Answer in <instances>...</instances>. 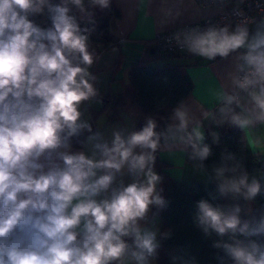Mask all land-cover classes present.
Wrapping results in <instances>:
<instances>
[{"label":"clouds","instance_id":"9594fccd","mask_svg":"<svg viewBox=\"0 0 264 264\" xmlns=\"http://www.w3.org/2000/svg\"><path fill=\"white\" fill-rule=\"evenodd\" d=\"M111 6L112 0H0V264L158 261L161 240L172 235L156 226L168 206L156 171L162 146H180L215 184L211 199L196 202L194 222L205 237H217V264H264V205L251 207L264 185L233 152L206 164L213 155L207 113L198 116L181 100L159 118L163 127L148 116L139 129L117 125L110 135L85 118V105L100 96L91 71L101 59L90 44L95 10ZM182 14L166 9L162 27ZM234 14V23L181 27L165 42L208 61L232 58L211 119L243 131L264 125V12ZM210 135L218 144L219 133ZM170 264L198 262L181 253Z\"/></svg>","mask_w":264,"mask_h":264},{"label":"crops","instance_id":"0c3cea01","mask_svg":"<svg viewBox=\"0 0 264 264\" xmlns=\"http://www.w3.org/2000/svg\"><path fill=\"white\" fill-rule=\"evenodd\" d=\"M111 7L120 15L110 24V30L118 39V44L109 48H103L101 45L91 46L93 50H99L98 55L101 57L91 69L99 77L96 86L100 96L89 105H85L87 108L85 118H90L93 128H99L106 135H110L111 129L117 125L127 126L130 130L136 128L143 117L141 109L132 100L134 92L129 80L131 67L138 62L156 67L165 64L182 65L185 66L183 71L193 86L184 101L198 116L202 111L207 113L203 118L204 132L206 140L214 144L210 132H218L221 138L226 123L217 127L212 124L211 116L220 106L217 95L227 82V73L232 68V58L208 61L187 53L165 56L155 49L154 39L162 33L217 16L221 10L214 6L201 7L196 0H112ZM169 8H172L173 12L178 9L183 14L175 23L162 27L163 22L168 19L165 10ZM106 11L95 10V17ZM114 48L117 51L113 52ZM119 98H124L120 106L117 105ZM243 134L246 153L264 158V125H258L254 129H244ZM186 153L180 146H162L158 151L159 159L169 166L167 169L169 178L184 186L211 184L206 183L205 178L194 166L186 162ZM250 177H255L264 183V173ZM213 185L215 186L214 183ZM222 201L230 203L227 200L222 199ZM155 210L152 209V212ZM156 226L161 231L158 217Z\"/></svg>","mask_w":264,"mask_h":264},{"label":"trees","instance_id":"16d2710c","mask_svg":"<svg viewBox=\"0 0 264 264\" xmlns=\"http://www.w3.org/2000/svg\"><path fill=\"white\" fill-rule=\"evenodd\" d=\"M119 16V12L111 7L104 14L95 17V31L91 35V46L101 45L103 48H109L118 44V39L110 30V24ZM95 52L98 54L99 50L95 49ZM184 67L171 64L156 67L140 62L131 67L129 80L134 92L132 100L141 109L143 117L137 123L136 129L143 126L148 116L156 117L160 126L163 127L165 122L159 118L168 117L178 102L187 98L193 86L183 71ZM123 101L124 98H119L117 105H122ZM206 142L213 149V155L206 161L209 166L213 162H219L221 153L227 150L235 153L237 158L242 160L250 176L264 173V158L246 153L245 137L239 128L226 123L218 144H211L207 140ZM74 147L79 145L74 142ZM185 160L194 166V162L188 158V153ZM168 168L169 166L159 159L157 152L156 171L164 178L161 184L162 195L168 201V206L158 214L161 222L160 232H171L172 235L169 239L161 240L159 259L153 262L170 264L172 255L182 253L195 257L198 264H217L216 256L219 250L212 247L217 237L215 235L205 237L194 222L196 202L200 199H211L209 194L215 193V186L213 183L208 186L197 184L184 186L169 178ZM261 184L264 185V183ZM217 202L223 203L222 200ZM262 205H264V195L258 196L251 207L255 209Z\"/></svg>","mask_w":264,"mask_h":264},{"label":"built area","instance_id":"2783aa9c","mask_svg":"<svg viewBox=\"0 0 264 264\" xmlns=\"http://www.w3.org/2000/svg\"><path fill=\"white\" fill-rule=\"evenodd\" d=\"M199 6L218 7L221 12L212 18L205 19L198 23L187 25H201L204 26L210 23H234L237 21V16L234 14L236 11H243L248 16H258L264 12V0H196ZM38 23L44 24L47 22L45 17H36ZM185 27V26H184ZM176 30V29H175ZM175 30L168 31L157 35L154 39L155 49L161 55H176L182 54L174 45L165 42V38L170 36Z\"/></svg>","mask_w":264,"mask_h":264}]
</instances>
